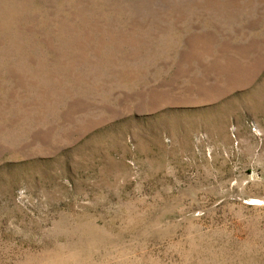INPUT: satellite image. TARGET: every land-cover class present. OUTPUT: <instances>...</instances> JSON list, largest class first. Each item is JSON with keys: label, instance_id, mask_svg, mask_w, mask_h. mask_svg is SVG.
<instances>
[{"label": "rangeland", "instance_id": "rangeland-1", "mask_svg": "<svg viewBox=\"0 0 264 264\" xmlns=\"http://www.w3.org/2000/svg\"><path fill=\"white\" fill-rule=\"evenodd\" d=\"M0 264H264V0H0Z\"/></svg>", "mask_w": 264, "mask_h": 264}]
</instances>
